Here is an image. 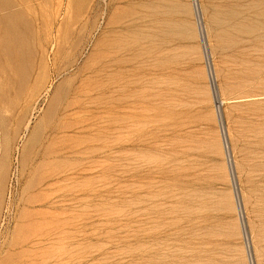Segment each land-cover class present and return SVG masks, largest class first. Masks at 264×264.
Segmentation results:
<instances>
[{
  "label": "rangeland",
  "instance_id": "374dc122",
  "mask_svg": "<svg viewBox=\"0 0 264 264\" xmlns=\"http://www.w3.org/2000/svg\"><path fill=\"white\" fill-rule=\"evenodd\" d=\"M0 264H264V0H0Z\"/></svg>",
  "mask_w": 264,
  "mask_h": 264
},
{
  "label": "bare ground",
  "instance_id": "6f19581e",
  "mask_svg": "<svg viewBox=\"0 0 264 264\" xmlns=\"http://www.w3.org/2000/svg\"><path fill=\"white\" fill-rule=\"evenodd\" d=\"M224 135V134H223Z\"/></svg>",
  "mask_w": 264,
  "mask_h": 264
}]
</instances>
